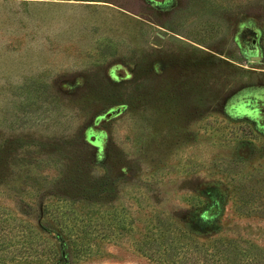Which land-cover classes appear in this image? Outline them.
<instances>
[{
	"label": "rangeland",
	"instance_id": "rangeland-1",
	"mask_svg": "<svg viewBox=\"0 0 264 264\" xmlns=\"http://www.w3.org/2000/svg\"><path fill=\"white\" fill-rule=\"evenodd\" d=\"M169 237L264 264V0H0V264Z\"/></svg>",
	"mask_w": 264,
	"mask_h": 264
},
{
	"label": "trees",
	"instance_id": "trees-1",
	"mask_svg": "<svg viewBox=\"0 0 264 264\" xmlns=\"http://www.w3.org/2000/svg\"><path fill=\"white\" fill-rule=\"evenodd\" d=\"M175 236V235H173ZM170 241H163L162 245L163 247H166L164 250H155L153 251V255L157 256L160 261H169L173 264H190L191 262L195 264H202L205 261H211L213 263L220 262L219 260L213 258L214 255H211L208 250H206V245H200L198 243L194 244L195 250L188 247L187 243H183L182 238H172L169 237ZM241 242L233 241V242H227V243H219V246L222 248L220 249L219 253L222 255L223 258H220V260H225L228 263L232 264H263V259L260 258L259 261H256L254 257L255 253H250L246 249H243L240 247ZM187 247V248H185ZM208 247V246H207ZM196 251L198 253V256H194L191 252ZM261 254V253H260ZM184 257V259H183ZM212 257V259L210 258ZM174 259V260H169ZM220 264V263H219Z\"/></svg>",
	"mask_w": 264,
	"mask_h": 264
},
{
	"label": "water",
	"instance_id": "water-1",
	"mask_svg": "<svg viewBox=\"0 0 264 264\" xmlns=\"http://www.w3.org/2000/svg\"><path fill=\"white\" fill-rule=\"evenodd\" d=\"M253 59H258V58H253Z\"/></svg>",
	"mask_w": 264,
	"mask_h": 264
}]
</instances>
